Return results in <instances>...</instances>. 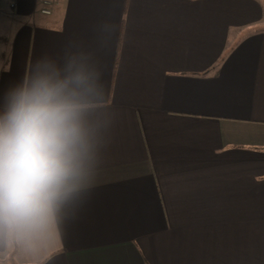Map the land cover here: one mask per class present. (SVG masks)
<instances>
[{
    "label": "crops",
    "instance_id": "1",
    "mask_svg": "<svg viewBox=\"0 0 264 264\" xmlns=\"http://www.w3.org/2000/svg\"><path fill=\"white\" fill-rule=\"evenodd\" d=\"M42 4L0 0V114L38 65L85 64L97 163L0 264H264V0Z\"/></svg>",
    "mask_w": 264,
    "mask_h": 264
},
{
    "label": "clouds",
    "instance_id": "2",
    "mask_svg": "<svg viewBox=\"0 0 264 264\" xmlns=\"http://www.w3.org/2000/svg\"><path fill=\"white\" fill-rule=\"evenodd\" d=\"M95 74L71 60L50 63L11 91L0 114V233H40L88 182L97 163L96 130L85 100Z\"/></svg>",
    "mask_w": 264,
    "mask_h": 264
},
{
    "label": "built area",
    "instance_id": "3",
    "mask_svg": "<svg viewBox=\"0 0 264 264\" xmlns=\"http://www.w3.org/2000/svg\"><path fill=\"white\" fill-rule=\"evenodd\" d=\"M52 6V0H43L41 12L44 14H51L53 11Z\"/></svg>",
    "mask_w": 264,
    "mask_h": 264
},
{
    "label": "rangeland",
    "instance_id": "4",
    "mask_svg": "<svg viewBox=\"0 0 264 264\" xmlns=\"http://www.w3.org/2000/svg\"><path fill=\"white\" fill-rule=\"evenodd\" d=\"M11 262H12V261H11ZM11 262H10V263H11ZM12 264H13V262H12Z\"/></svg>",
    "mask_w": 264,
    "mask_h": 264
},
{
    "label": "trees",
    "instance_id": "5",
    "mask_svg": "<svg viewBox=\"0 0 264 264\" xmlns=\"http://www.w3.org/2000/svg\"><path fill=\"white\" fill-rule=\"evenodd\" d=\"M14 236H15V234H14Z\"/></svg>",
    "mask_w": 264,
    "mask_h": 264
}]
</instances>
